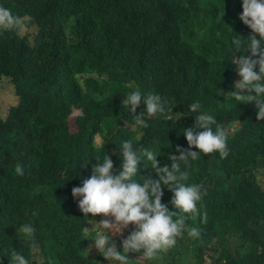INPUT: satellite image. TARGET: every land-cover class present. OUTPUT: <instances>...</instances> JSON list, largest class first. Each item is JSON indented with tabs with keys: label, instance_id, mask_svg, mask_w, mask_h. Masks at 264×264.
I'll return each mask as SVG.
<instances>
[{
	"label": "trees",
	"instance_id": "obj_1",
	"mask_svg": "<svg viewBox=\"0 0 264 264\" xmlns=\"http://www.w3.org/2000/svg\"><path fill=\"white\" fill-rule=\"evenodd\" d=\"M199 1L142 10L148 14L139 28L136 0H0L19 21L0 29V110L12 107L0 113V264L13 250L29 264H108L94 249L87 256L92 222L78 212L72 189L105 154L118 170L123 140L170 164V152L187 148L179 133L195 123L191 103L209 111L225 135L235 126L226 136L229 155L181 164L188 172L183 182L206 193L198 213L189 214L170 252L130 264H264V121L256 120L254 105H235L226 93L239 79L231 55H247L232 53L230 41L247 40L251 30L238 19L241 0ZM94 73L107 77L91 79ZM3 87L17 104H3ZM137 90L159 94L165 109L146 129L131 127L118 104ZM77 108L81 115L69 122ZM18 163L23 176L15 174ZM138 171L151 174L150 164ZM162 191L161 202L175 211L172 193ZM25 223L34 227L31 243L16 233ZM191 228L197 237L188 235Z\"/></svg>",
	"mask_w": 264,
	"mask_h": 264
},
{
	"label": "clouds",
	"instance_id": "obj_2",
	"mask_svg": "<svg viewBox=\"0 0 264 264\" xmlns=\"http://www.w3.org/2000/svg\"><path fill=\"white\" fill-rule=\"evenodd\" d=\"M136 2L134 9L137 10L140 28L148 14L142 10L164 8L170 0ZM180 4L197 7L200 1L181 0ZM241 5L242 13L238 19L251 30V35L247 40L233 36L230 41L232 53L241 52L247 55H231L230 59L239 79L234 83L233 91L224 92L230 96V101H235V105H254L256 120L264 121V0H241ZM176 8L179 10L177 6ZM18 23V19L8 9L0 7V29H15ZM136 25L137 18L133 26ZM88 76L91 79L93 76L107 77L99 73ZM98 80L106 82V79ZM88 100L93 101L90 98ZM118 104L124 109L123 118H131L128 124L138 129L148 128V119L162 114L165 110L159 94L143 95L138 90L128 92ZM11 108H2L0 113L8 114ZM140 109L143 111L136 115ZM75 111L79 112L76 117L81 115L80 108ZM189 111L196 114L195 123L192 127L181 129L179 133L185 138L187 148L177 147L175 154L170 152L167 155L170 164L162 165L154 151H138L130 141L123 140L119 147L118 170H114L112 159L105 154L101 160H96L91 176L82 179L81 185L72 189L71 195L78 204V212L92 222L89 223L92 228L85 229L87 232H94L85 250L87 256L95 249L108 264L151 261L160 252H170L178 237L183 235L187 227L186 219L190 218L189 214L194 216L198 213L197 203L206 193L199 185L183 182L187 179L188 172L181 170V164L187 169L190 161L210 153H219L221 158L227 157L229 153L226 136L230 138L228 134L234 135L236 131L232 126L226 130L225 135L215 117L209 111L203 110L199 103H191ZM141 163L150 164L151 174L143 177L140 175L138 166ZM14 171L17 176L24 175V169L19 163L15 165ZM162 188H167L172 193L169 203L175 211H170L168 205L161 202ZM89 214L91 219L88 218ZM98 216L105 219L97 222ZM129 225L133 226V230L121 240L123 231ZM16 233L18 239L22 238L25 242L31 243L34 240V227L30 223L21 224ZM188 235L197 237L199 230L191 228ZM129 253L136 254L137 259L129 260ZM8 264H29V260L13 250Z\"/></svg>",
	"mask_w": 264,
	"mask_h": 264
},
{
	"label": "rangeland",
	"instance_id": "obj_3",
	"mask_svg": "<svg viewBox=\"0 0 264 264\" xmlns=\"http://www.w3.org/2000/svg\"><path fill=\"white\" fill-rule=\"evenodd\" d=\"M98 90L102 93V94H104L105 95V91H104V89H103V87L101 86V85H99L98 87ZM7 88H5L4 89V87H3V89H2V93H3V96H4V99H3V104H5V106L7 105H9L11 102H14L15 104H17L18 103V101H19V98L16 96H12V97H8L7 96ZM79 114V112L78 111H73V113H72V115H71V117H70V119H69V122H72V121H74V119H75V117L77 116ZM3 117L5 118L6 117V115L4 114L3 115ZM235 127V126H234ZM231 131H234V130H231ZM237 131V130H236ZM234 133H235V131H234ZM233 133V134H234ZM228 136L229 137H233L234 135H232L231 133H229L228 134ZM179 238V237H178ZM89 243H90V241H89ZM88 245L89 244H87V247H88ZM95 250V249H94ZM98 253V252H97Z\"/></svg>",
	"mask_w": 264,
	"mask_h": 264
}]
</instances>
